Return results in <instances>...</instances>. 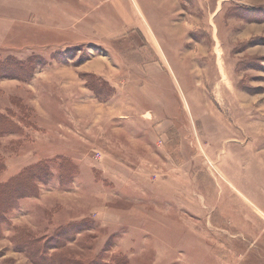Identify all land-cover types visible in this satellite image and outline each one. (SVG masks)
<instances>
[{
	"label": "rangeland",
	"instance_id": "rangeland-1",
	"mask_svg": "<svg viewBox=\"0 0 264 264\" xmlns=\"http://www.w3.org/2000/svg\"><path fill=\"white\" fill-rule=\"evenodd\" d=\"M0 218V264H264V0H0Z\"/></svg>",
	"mask_w": 264,
	"mask_h": 264
},
{
	"label": "trees",
	"instance_id": "trees-1",
	"mask_svg": "<svg viewBox=\"0 0 264 264\" xmlns=\"http://www.w3.org/2000/svg\"><path fill=\"white\" fill-rule=\"evenodd\" d=\"M40 168H41V167H40V165H39V167H37V168L35 169L36 172H35L34 170H32V169L28 170V172L31 173V175L33 174V176H34V175H35V176H36V175L38 176V175L44 173V169H43V168L40 169ZM33 171H34L35 173H34ZM37 172H38V173H37ZM11 191H12L13 194H16V195L18 194V196H20V195H23V193L26 191V187H25V185H21V186H19L17 189H14V188H13ZM19 193H21V194H19ZM15 198H16V196H15ZM2 220H3V219L0 218V223H1ZM25 244H26V242H25ZM30 244H32V243H30V242L27 243V245H30ZM32 254L35 255L34 253H32Z\"/></svg>",
	"mask_w": 264,
	"mask_h": 264
}]
</instances>
